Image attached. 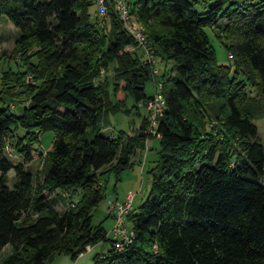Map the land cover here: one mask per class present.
I'll list each match as a JSON object with an SVG mask.
<instances>
[{
	"label": "trees",
	"instance_id": "trees-1",
	"mask_svg": "<svg viewBox=\"0 0 264 264\" xmlns=\"http://www.w3.org/2000/svg\"><path fill=\"white\" fill-rule=\"evenodd\" d=\"M195 3H130L153 55L173 66L157 82L164 107L151 189L126 215L132 241L117 252L92 212L105 197L102 175L129 167L149 135L151 66L112 6L99 27L90 0H0V17L17 30L9 56L17 69L0 73V252L10 247L1 264L76 259L103 242L109 249L92 264H264V140L255 125L264 120V0H211L204 13ZM219 22L229 66L216 63L204 31ZM127 97L137 115L146 109L140 126L104 134ZM49 131L42 153L35 146ZM34 157L41 177L25 169Z\"/></svg>",
	"mask_w": 264,
	"mask_h": 264
},
{
	"label": "rangeland",
	"instance_id": "rangeland-1",
	"mask_svg": "<svg viewBox=\"0 0 264 264\" xmlns=\"http://www.w3.org/2000/svg\"><path fill=\"white\" fill-rule=\"evenodd\" d=\"M133 3L135 0H128ZM253 3H257L260 0H247ZM211 0H196L194 4V10L197 13H204L207 10L208 5ZM95 6L92 5L88 9L90 17H94ZM140 25V24H139ZM222 22H219L217 26L205 27L204 31L209 39L210 45L213 47L215 52V59L218 65H230V58L228 57L225 50V39L222 37L220 32ZM141 26V25H140ZM142 27V26H141ZM143 30V27H142ZM17 35V30L14 26L7 20L5 16L0 17V73L6 71L9 67L12 70H16L14 61L9 60V56L13 49L14 39ZM138 53L140 51H137ZM142 53V51L140 52ZM143 56V55H142ZM3 57V60L1 58ZM143 59H145L143 57ZM172 62H162L158 56H154V62L152 64V69L154 71V79L147 82L145 86V93L147 96L153 95L155 91V85L160 80L162 73L166 70L167 72L172 69ZM110 71L105 73L103 77H110ZM242 80V77L240 78ZM250 91V89H248ZM24 105V104H23ZM133 101L130 97L126 98L125 110L126 112L119 111L115 114H110L108 117L109 126L103 132L106 135L118 136L120 133L124 137L131 136L135 130L140 126L143 117L146 115V109L144 107H139L136 114V108H133ZM22 105H13V110H19ZM255 125L258 129L259 137L264 140V120L258 119L255 121ZM25 134L24 131L20 130L18 136L21 137ZM54 138L53 132L49 131L43 133L40 138V143L36 144L40 152L45 153L51 149L52 141ZM160 152V140L158 136L148 135L141 147L135 149L134 153L129 157L130 166L118 171V173L106 172L102 175L103 180V191L105 197L103 200L93 209L92 212V224L94 226H100L106 233L109 239H112V229L114 227L113 216L109 214V202H114L116 204H124L126 198L131 195V207L134 212L137 211L138 207L148 196L151 183L152 174L156 172L158 165V158ZM5 153L14 161H23L21 157H17L13 151L8 148ZM37 153V152H35ZM34 159L25 165L26 170H30L34 175L36 173L41 177L42 165L39 159ZM8 186L11 187L12 182L15 180L14 171L11 170L8 174ZM65 196H68L66 194ZM67 200H77V197H72ZM58 212H63L65 210L64 206L59 204L56 208ZM125 227L130 230L131 224L126 221ZM109 242L98 243L90 248H86L85 252L78 256L76 259H72L69 255H59L55 256L49 264H92V260L96 255L101 253H106L109 249ZM10 253V247H5L0 252V264L2 259H4Z\"/></svg>",
	"mask_w": 264,
	"mask_h": 264
},
{
	"label": "built area",
	"instance_id": "built-area-1",
	"mask_svg": "<svg viewBox=\"0 0 264 264\" xmlns=\"http://www.w3.org/2000/svg\"><path fill=\"white\" fill-rule=\"evenodd\" d=\"M90 1L95 6L94 17L96 18L99 27H104V25L108 22L110 7L112 6L116 10L118 18L122 23L124 30L135 39L138 46L142 50L143 57L151 66L152 74H154V71L152 69V64L154 62L153 50L145 39L142 27L130 14V2L128 0ZM127 50H132V48L128 47ZM161 89L162 84L156 83L154 94L146 105L148 111V127L146 130V134L155 135L158 137L160 136L156 133V125L158 117L161 115L164 107V98ZM131 200L132 196L129 195L126 198V202L124 204L109 202L108 212L113 216L114 219L112 240L114 241V249L117 252L123 251L125 247L132 241V231H129L125 227V217L131 210Z\"/></svg>",
	"mask_w": 264,
	"mask_h": 264
},
{
	"label": "crops",
	"instance_id": "crops-1",
	"mask_svg": "<svg viewBox=\"0 0 264 264\" xmlns=\"http://www.w3.org/2000/svg\"><path fill=\"white\" fill-rule=\"evenodd\" d=\"M89 248H90V247H89ZM107 251H108V249H107ZM107 251H106V252H107ZM101 254H105V253H101Z\"/></svg>",
	"mask_w": 264,
	"mask_h": 264
},
{
	"label": "water",
	"instance_id": "water-1",
	"mask_svg": "<svg viewBox=\"0 0 264 264\" xmlns=\"http://www.w3.org/2000/svg\"><path fill=\"white\" fill-rule=\"evenodd\" d=\"M140 136H143V134H140Z\"/></svg>",
	"mask_w": 264,
	"mask_h": 264
}]
</instances>
